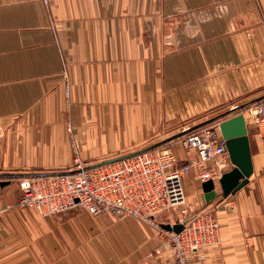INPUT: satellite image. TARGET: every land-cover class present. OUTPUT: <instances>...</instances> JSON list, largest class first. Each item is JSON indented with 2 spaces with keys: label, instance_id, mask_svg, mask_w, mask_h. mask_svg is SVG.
<instances>
[{
  "label": "crops",
  "instance_id": "crops-1",
  "mask_svg": "<svg viewBox=\"0 0 264 264\" xmlns=\"http://www.w3.org/2000/svg\"><path fill=\"white\" fill-rule=\"evenodd\" d=\"M262 96L264 0H0V173L97 163L167 121L187 128ZM248 127L246 185L207 201L195 171L183 177L188 208L212 211L222 241L188 264H264V140ZM171 142L178 165L198 156ZM20 178H0V264H178L136 217L20 208Z\"/></svg>",
  "mask_w": 264,
  "mask_h": 264
},
{
  "label": "built area",
  "instance_id": "built-area-1",
  "mask_svg": "<svg viewBox=\"0 0 264 264\" xmlns=\"http://www.w3.org/2000/svg\"><path fill=\"white\" fill-rule=\"evenodd\" d=\"M246 113L247 125L255 127L264 140V99L246 107L245 117ZM178 139L186 148H196L198 156L178 165L174 150L165 143L89 168L85 167L91 163L76 157L67 170L78 171L20 178L22 195L18 206L52 216L69 211L133 216L158 228L163 244L156 248V254H162L169 246L178 264L196 261L206 249L217 250L221 246L220 223L215 214L183 208L179 231L162 227L156 218L184 204V175L195 171L202 182H217L223 173L218 163L229 162L230 156L219 122L203 125Z\"/></svg>",
  "mask_w": 264,
  "mask_h": 264
},
{
  "label": "water",
  "instance_id": "water-1",
  "mask_svg": "<svg viewBox=\"0 0 264 264\" xmlns=\"http://www.w3.org/2000/svg\"><path fill=\"white\" fill-rule=\"evenodd\" d=\"M263 98L264 96L249 101L247 103H244L242 105H238L236 107H233L230 111L224 112L215 117H211L193 126L184 128L182 131H179L178 133L173 134L165 139L155 142H150L139 149H134L126 153H123L121 155L104 159L97 163H92L90 165H87L85 168L113 162L129 156H133L140 152L154 148L158 145L165 144L168 141L178 138L186 133H190L196 130L197 128L206 125L208 123L219 122L222 135L227 140V148L233 166L230 170L223 172L217 182L210 179L204 181L202 185L205 191V198L207 201H210L211 199L215 198V196L218 194L217 186H219L222 192L226 195L230 193H235L237 190H239L241 187H243L248 183L249 177L254 170L251 143H250L248 125L244 114V109L249 105L262 100ZM78 170L79 169H74V170L65 169V170H57V171L56 170L34 171V172H26V173H0V178L2 177L22 178L26 176H39V175H47V174L75 172ZM162 226L166 229H174L179 231L182 225L181 222H178L175 224L167 223V224H163Z\"/></svg>",
  "mask_w": 264,
  "mask_h": 264
},
{
  "label": "rangeland",
  "instance_id": "rangeland-1",
  "mask_svg": "<svg viewBox=\"0 0 264 264\" xmlns=\"http://www.w3.org/2000/svg\"><path fill=\"white\" fill-rule=\"evenodd\" d=\"M173 122V120L172 121H167V127H170L171 129H169V130H167V132H159V133H156L154 136H152V137H154V138H156L154 141H157V140H159V139H162V138H167V137H169V136H171V135H173V134H176V133H178L179 131H182V129L184 128V127H179V129H177L176 127H177V125L178 124H175V122L176 121H174L173 122V125H171V123ZM185 126H187V125H185ZM249 126V125H248ZM249 128V127H248ZM161 136V137H160ZM170 144V146L172 147H174V144L171 142V143H169ZM142 146H140V147H137V148H134V149H139V148H141ZM173 147H172V149H173ZM134 149H132V150H134ZM185 176V175H184ZM183 176V177H184ZM183 184H184V182H183ZM184 190H185V202H184V204L183 205H181V206H178V207H176V208H174V209H170V210H167V211H165V212H163L162 214H160V218H161V216H162V218L163 219H167V217H169V216H174V220H179V219H181L182 217H183V211H182V209L183 208H188L189 207V205H188V197H187V193H186V189L184 188ZM189 209V208H188ZM189 211H193V210H190L189 209ZM200 211H203V210H200ZM41 214V213H40ZM42 215V214H41ZM53 216H55V215H53ZM160 218H159V220H160ZM158 219V218H157Z\"/></svg>",
  "mask_w": 264,
  "mask_h": 264
}]
</instances>
